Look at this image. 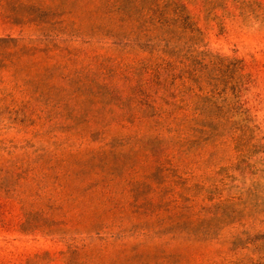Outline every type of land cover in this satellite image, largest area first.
Masks as SVG:
<instances>
[{
	"label": "rangeland",
	"instance_id": "1",
	"mask_svg": "<svg viewBox=\"0 0 264 264\" xmlns=\"http://www.w3.org/2000/svg\"><path fill=\"white\" fill-rule=\"evenodd\" d=\"M97 1L0 0V37L48 33L16 26L22 18L89 21ZM184 4L202 49L231 62L213 86L223 98L205 104L194 97L176 115L215 121L223 114L231 124L220 133L199 119L190 134L183 121L177 134L149 129L147 121L122 128L116 97L89 87L77 93L65 78L88 65H24L42 74L51 68L44 78L56 85L46 93L54 103L25 105L29 95L16 92L18 103L0 110V264H176L164 254L173 250L184 264H227L249 255L232 245L238 234L264 235V0ZM141 66L133 65L138 75ZM89 71V79H103ZM230 137L242 138L240 145ZM28 225L39 228L24 231ZM208 228L209 240L199 241Z\"/></svg>",
	"mask_w": 264,
	"mask_h": 264
},
{
	"label": "trees",
	"instance_id": "2",
	"mask_svg": "<svg viewBox=\"0 0 264 264\" xmlns=\"http://www.w3.org/2000/svg\"><path fill=\"white\" fill-rule=\"evenodd\" d=\"M186 1L188 0H98L97 3L89 4L93 5L92 14H96L89 21L79 18L59 21L26 18L16 20L14 24L18 27L32 25L36 30L46 29L48 33L39 34L35 39L0 37V110L18 103L16 92L29 95L25 105L42 100L48 105L54 103L47 99L46 93L56 85L44 78L51 68L42 69V74L34 69L35 66L28 69L24 65H88L81 69L75 67L73 74L65 78L74 84L77 93L89 87L90 92L97 88L100 97H116L117 109L121 113L114 118L117 117L122 128L147 121L149 129L177 134L179 131L176 127L180 125L179 121H183L186 125L189 124V133L185 134H190V123L197 122L199 118L193 119L186 115L180 120L176 111L182 109L180 106L186 110L194 97L205 104L210 102L208 99L223 98L224 93H216L213 86L223 79L224 64H230L231 61L202 49L204 37L188 12L184 4ZM205 1L208 6L216 2ZM67 9L73 14L72 5ZM83 40L87 41L85 45L88 44L84 49L78 46ZM113 48L119 50L116 55L109 53ZM93 65L100 66L95 71ZM101 65L119 66L107 70L101 69ZM133 65H142L141 75L136 73ZM61 69L62 72L68 70ZM90 69L91 73L94 71L103 76V79L94 76L95 74H92L94 78L89 79L87 75ZM117 78L124 84L120 85L121 80L115 82L114 79ZM207 86H211L213 90L206 91ZM55 103L60 104L59 101ZM86 115V124L93 128L89 112ZM199 120L204 129L215 124L217 133H220L221 127L231 124L223 114L216 116L215 121L205 115ZM200 134L204 135V132ZM162 136L159 133L156 139L160 140ZM241 139L234 137L233 141L240 145ZM137 204L145 207L144 203ZM199 213H206L205 207ZM176 217L179 221L187 220L185 214ZM211 221L204 219L201 223ZM195 223L187 221L190 227ZM37 228L39 227L28 225L23 230L33 231ZM207 232L204 239L199 241L209 240L210 228ZM238 244L249 255L227 264H264V235L252 236L247 231L240 233L232 243L235 246ZM79 251L81 250H73L71 254L76 255ZM164 254L168 259L176 258V264H184L181 250Z\"/></svg>",
	"mask_w": 264,
	"mask_h": 264
}]
</instances>
